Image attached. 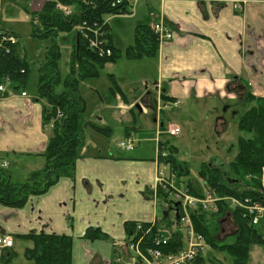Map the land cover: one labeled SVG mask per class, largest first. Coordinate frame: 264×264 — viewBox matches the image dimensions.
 Returning a JSON list of instances; mask_svg holds the SVG:
<instances>
[{"label": "crops", "instance_id": "obj_1", "mask_svg": "<svg viewBox=\"0 0 264 264\" xmlns=\"http://www.w3.org/2000/svg\"><path fill=\"white\" fill-rule=\"evenodd\" d=\"M228 1L234 0L130 2L133 10L130 15L141 8L148 11L149 20L139 24H163L173 34L171 41L160 45L155 58L139 62L154 64V73L148 74L155 81L153 86L159 85L163 97L180 102L178 108L183 100L189 99L207 111L214 108L219 97L234 101L236 89L241 85L247 88L246 95L264 98V0H236L246 3L239 12ZM5 2L13 5L15 13H11L9 6L4 15ZM23 2L29 13L40 11L36 0H0V33L19 36L21 47L18 17L24 23L29 20L21 6ZM110 32L113 45L119 49L111 26ZM0 83L5 86V92L0 93V158L6 160L10 154L17 161L16 164L11 161V165L19 169L25 155L37 158L47 148L52 127L43 124V111L48 102L38 94H30L25 85L3 80ZM159 88L154 91L146 83V89L135 100L129 102L122 95L120 104L117 99L121 106L137 101L147 111L146 114L138 109L137 118L141 122L142 117L149 118L141 126V123L135 126L138 119L134 117L133 127L138 129L134 135L144 134L151 127L155 129ZM164 111L159 118L161 125L166 123ZM131 113L136 115L135 110ZM128 114L126 118L132 122ZM205 117L211 121L209 116ZM88 151L87 147L79 154L74 178H61L45 195L31 198L23 209L0 205V234L14 241L13 247L0 255V264L5 260H9L8 264H31L25 251L33 248V242L24 237L40 233L71 236L72 264H113L117 255H128L125 223L160 219L150 191L159 168L155 159L135 158L127 153L132 151H123L130 158L116 153L88 155ZM221 163L220 159L212 161L217 166H222ZM43 165L45 161L41 168L34 167L31 171L43 169ZM17 173L20 177L21 170ZM226 219L225 225L236 222L230 215ZM89 228L101 229L107 239L87 240L84 236ZM21 253L24 262L19 260Z\"/></svg>", "mask_w": 264, "mask_h": 264}, {"label": "trees", "instance_id": "obj_2", "mask_svg": "<svg viewBox=\"0 0 264 264\" xmlns=\"http://www.w3.org/2000/svg\"><path fill=\"white\" fill-rule=\"evenodd\" d=\"M61 4L69 9L65 12L58 7ZM132 8L129 0H50L45 1L40 11L29 13L31 17L32 36L35 39L52 41L48 48L45 60L39 67L38 94L46 99L48 107L43 111V123L53 125L52 135L47 148L42 154L45 166L42 170L30 174L26 181L17 182L15 177L7 170L0 169V205L12 209H23L34 197L45 195L51 187L56 185L63 177H75L76 164L81 157L79 148L85 146V135L80 130L81 114L85 110V101L78 93L81 79L99 76V67L115 63L123 57V53L113 45V38L107 19L109 17L131 14ZM81 28L84 35L78 28ZM98 37L105 41L103 49H111L112 54L90 48V39ZM72 31L78 33V45L74 46L72 67L70 75L61 92L57 91L61 74L59 69L60 48L58 38ZM89 38H85V35ZM14 36L17 43L12 44L8 38ZM19 36L9 32L0 33V82L9 81L15 84L26 85L29 65L22 58V47ZM159 50L157 35L148 24H139L134 32V44L125 52L129 60L155 58ZM111 80L118 88L113 75ZM249 103L253 104L239 120L238 129L249 138L240 137L238 140V154L235 160L226 168L202 164L199 176L205 184L219 195L234 194L226 182L227 174L233 178L242 179L248 175L259 176L264 167V98L249 96ZM95 132L110 136V127L100 128L90 124ZM136 128H127V135ZM176 148H169L171 169L180 178L188 176L189 170L184 164L176 161ZM188 187L192 193L197 189L189 182ZM226 208L222 207L216 218L222 216ZM235 220L239 226L236 236L225 241L217 239L218 227L213 228L208 222L205 213L194 215L197 232L205 239L214 252L226 254L224 259H232V264H248L252 246L264 245V235L257 229L249 226L244 219L234 212ZM136 223H125V231L129 237L135 230ZM107 234L99 228H89L85 234L87 240L107 239ZM33 242V248L25 251V256L31 264H72L73 238L71 236L48 235L44 233L31 234L26 237ZM178 241L172 240L169 250L178 248ZM211 250L207 255L201 256L191 264H207L214 262ZM229 257V258H228ZM230 259V260H231ZM217 261V260H216ZM5 260L3 264H8ZM218 264V261L216 262Z\"/></svg>", "mask_w": 264, "mask_h": 264}, {"label": "rangeland", "instance_id": "obj_3", "mask_svg": "<svg viewBox=\"0 0 264 264\" xmlns=\"http://www.w3.org/2000/svg\"><path fill=\"white\" fill-rule=\"evenodd\" d=\"M48 0H36L38 8L43 7V3ZM3 2V1H2ZM9 4V3H8ZM6 5L4 3V15L10 6L11 13H15L13 5ZM21 6L25 12H27V20L24 23L20 21L18 17V23L16 24L17 30L22 37V59L26 56L29 65V73L27 84L24 86L26 90L33 94L34 96L38 94V84H39V67L43 64L48 48L51 46L52 41L49 39L39 40L32 36V25L31 17H28L29 9L26 7V2L21 3ZM144 7H147L144 5ZM132 12V8H130ZM149 20L148 11L146 8L139 9L134 15H121L115 17H109L108 21L111 28L116 34L115 42L117 47L123 53V57L119 58L115 63H109L110 65H105L104 67H99L98 77H89L81 79L78 85V93L85 101V110L81 114V124L79 125L80 130L85 135V146L79 148V153H82L84 148H89L88 155H98L100 152L104 154H123L126 158L131 156H137L135 158L154 160L158 158V137H156V131L152 129H145L144 134L135 133L137 141L140 143L136 149L129 154L123 152L124 150L118 149L117 144L126 136V129L134 126V117L138 122L135 126H140L148 120L149 117H142V122L137 118L139 117V110H135V114H130L131 111L123 109L121 105L118 104V100L121 102L120 96L124 95L125 99L129 102L138 98L143 91L146 89V83H149L154 91L156 87L153 86L155 81L149 78V73H154L155 67L151 62H139L141 60H129L124 56L125 52L130 46L134 44V29L141 21ZM30 23V24H29ZM80 28H78V31ZM72 31L68 37L65 35L58 38L60 59H59V69H60V82L57 86V91L61 92L64 85L70 75V69L72 67V59L74 52L73 40L76 32ZM150 61V60H146ZM110 66V67H108ZM111 75L116 80L117 89L112 80ZM39 95V94H38ZM119 96V97H118ZM118 99V100H117ZM225 99L219 97L217 104L214 108H210L207 111L204 110L202 105L196 104L193 101L186 99L181 103V107H171L166 108L164 111L165 125L169 122L178 123L182 128V133L178 138H170L167 135L161 137L162 142L167 144L171 148H176L177 153L174 155L176 161L179 164H184L189 170L188 176H183L179 178L177 184L181 187H185L190 181L195 186L197 190L205 189L204 180L201 179L199 173L203 163L209 164L213 159H220L222 163L228 164L235 160L239 150H238V140L240 137L249 138L251 134H245L238 129V120L228 119L227 128L222 131V133H217L215 131L213 124L217 118L218 113L216 109L220 110L221 101ZM235 103V102H234ZM237 106V104H235ZM253 104L247 102V104H238L236 109L241 115L245 114L249 109H251ZM48 107V104L47 106ZM126 113L128 118L132 117V122H129L126 118ZM209 116L211 121L205 120V116ZM102 119V120H101ZM44 124V123H43ZM90 124L96 125L100 128L110 127L112 129V134L104 136L95 132ZM45 126L53 125L44 124ZM52 135V134H51ZM142 135V136H141ZM49 141V140H48ZM113 155V154H112ZM9 158L6 160L9 162V168L7 169L14 177L17 182H24L27 180L29 174L38 172L39 169L31 171L32 168H41L42 163L45 161L44 156H38L34 158L32 156L25 155L22 163H20L19 169L13 163L17 161L10 154ZM41 164V165H40ZM44 166V165H43ZM163 168V167H161ZM226 168V166H225ZM21 170L20 177L18 173ZM42 170V169H40ZM229 175V174H227ZM227 180V179H226ZM231 178L228 179L227 184L231 182ZM158 218H163V208L157 207ZM208 222L213 228L216 226L219 228L220 221L218 218H213L209 216ZM258 232L264 235V221L261 222ZM229 238L228 240H230ZM225 241L224 239H219ZM25 246V244H23ZM250 260L248 264H264V245L262 246H252L250 250ZM214 262L208 261V264H232V259H224L226 254L219 252H212ZM25 256L21 253L19 254L20 262H24ZM229 258V257H228ZM217 260V261H216Z\"/></svg>", "mask_w": 264, "mask_h": 264}, {"label": "built area", "instance_id": "obj_4", "mask_svg": "<svg viewBox=\"0 0 264 264\" xmlns=\"http://www.w3.org/2000/svg\"><path fill=\"white\" fill-rule=\"evenodd\" d=\"M122 0H117V2ZM60 9L68 12L69 9L62 5H58ZM234 9L241 8V2L233 1ZM154 30L159 34L160 41L169 40L173 35L167 31L162 25H155ZM95 39L89 38L90 48L110 55L109 49H103L105 41L101 40L98 35H101L99 30ZM8 40L15 44L17 40L14 36H10ZM4 87L0 85V92H4ZM26 96V93H23ZM181 133V127L171 124L168 129V134L171 137H177ZM136 145L134 139H127L120 143V147L126 150H133ZM164 156V155H163ZM7 163H2L1 167L6 168ZM251 180V177L248 178ZM257 186H243L247 189L246 194H236L232 196L215 198L214 193L209 191L203 197H193L187 190L177 189L171 178H167L164 171L160 170L156 178V185L153 187L155 198L157 197L159 187L162 188L165 195L163 196L162 205L171 208L174 214H178L175 218V224L172 228H161L157 220L152 221L145 226L143 223H138L135 227V232L128 244L132 255L124 262L121 258L116 261L118 264H190L199 257L203 251V238L198 234L193 225L192 213L194 211H216V202H228L231 207L239 210L241 216L248 224L255 228L264 220V168L261 177L257 178ZM179 203L178 212L175 211V204ZM179 238L180 247L174 252L169 250L170 242L173 238ZM13 246V239L9 236L0 235V255L6 248Z\"/></svg>", "mask_w": 264, "mask_h": 264}, {"label": "flooded vegetation", "instance_id": "obj_5", "mask_svg": "<svg viewBox=\"0 0 264 264\" xmlns=\"http://www.w3.org/2000/svg\"><path fill=\"white\" fill-rule=\"evenodd\" d=\"M244 91H242V90ZM247 88L242 86L236 89L237 95L235 97L234 101L230 100H223L221 101V108L220 110L216 109V112L218 113L217 118L214 122V129L217 131V133H222L224 129L227 128L228 119L233 120H240V118L244 115L239 114L236 110L238 108V104L242 106V104H247L249 100V96L245 94ZM235 102V103H234ZM237 104V106H235ZM239 109V108H238ZM250 110V109H249ZM219 124H221V130H219ZM234 228L229 226L228 224L226 226L221 225L218 232L219 239H228L230 237H234L236 235H233ZM233 235V236H232Z\"/></svg>", "mask_w": 264, "mask_h": 264}, {"label": "water", "instance_id": "obj_6", "mask_svg": "<svg viewBox=\"0 0 264 264\" xmlns=\"http://www.w3.org/2000/svg\"><path fill=\"white\" fill-rule=\"evenodd\" d=\"M234 225L236 226V228H238L237 224L234 222ZM237 232V231H236ZM236 232H234L233 234H235Z\"/></svg>", "mask_w": 264, "mask_h": 264}]
</instances>
